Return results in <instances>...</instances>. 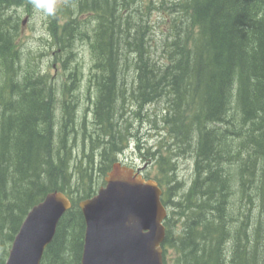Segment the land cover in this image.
<instances>
[{
    "label": "trees",
    "instance_id": "16d2710c",
    "mask_svg": "<svg viewBox=\"0 0 264 264\" xmlns=\"http://www.w3.org/2000/svg\"><path fill=\"white\" fill-rule=\"evenodd\" d=\"M29 1L0 0V264L30 209L56 190L72 207L41 264H81L79 202L105 184L129 143V100L139 108L162 102L160 120L174 141L156 157L168 209L164 263L264 264V0H173V31L161 55L149 48L139 0L62 2L56 55L69 69L63 92L77 84L76 42L89 41L93 56L94 118L89 130L83 121L84 158L74 148L77 99L67 97L60 108L55 83L24 58L21 22L8 9ZM186 151L195 154L188 186L173 158Z\"/></svg>",
    "mask_w": 264,
    "mask_h": 264
},
{
    "label": "water",
    "instance_id": "95a60500",
    "mask_svg": "<svg viewBox=\"0 0 264 264\" xmlns=\"http://www.w3.org/2000/svg\"><path fill=\"white\" fill-rule=\"evenodd\" d=\"M106 184L79 206L86 222L81 264H165L163 189L117 161ZM72 207L62 191L49 192L28 212L6 264H41L62 216Z\"/></svg>",
    "mask_w": 264,
    "mask_h": 264
},
{
    "label": "rangeland",
    "instance_id": "374dc122",
    "mask_svg": "<svg viewBox=\"0 0 264 264\" xmlns=\"http://www.w3.org/2000/svg\"><path fill=\"white\" fill-rule=\"evenodd\" d=\"M64 1L56 0V9ZM139 2L145 7V16L139 9L137 13L147 19L146 22L149 25L146 30V38L148 37L150 40L149 48L157 49L158 55H161V46L173 31L172 20L176 16L172 5L173 0H139ZM8 11L12 12L13 16L18 17L21 22L19 41L25 55L24 58H30L39 71L48 74L55 83L57 105L61 108L63 100L67 97H73V95L77 99L75 114L81 122L75 125L79 133L74 148L84 158L83 153L88 152L90 142L82 133L83 121L86 120L84 125L89 130L94 118L92 101L96 95V86L91 82L93 56L89 41L83 42L80 40L73 47L76 55L72 61L71 70L76 71L74 67L77 66L79 74L73 92L67 94L63 90L69 78V69L64 68L61 59L58 58V55L60 57L61 54L56 55V52H61L57 37L63 22L62 17L57 16V11L52 16H44L36 12L33 9L31 0L24 5L12 6ZM84 17L94 20V15L91 14ZM159 59L162 60L163 57L161 56ZM132 71L133 69L128 71L130 74L127 76V80L129 81L132 80ZM126 86L131 88L132 85L127 84ZM162 107V102H156L145 104L142 108H139L129 100L126 103L124 112L125 117L133 124L131 127L133 133L130 136L127 148L123 150V160L133 163L134 167L148 165L146 173L151 178L156 177L158 173L156 157L160 153L167 154V150L174 147L173 139L167 135V129L163 127L160 120ZM137 111H139L138 114ZM166 136L168 139H166ZM154 152H156L155 156L152 154ZM194 157L193 152L187 151L184 154L173 156L178 179L185 186H188L194 177Z\"/></svg>",
    "mask_w": 264,
    "mask_h": 264
},
{
    "label": "clouds",
    "instance_id": "9594fccd",
    "mask_svg": "<svg viewBox=\"0 0 264 264\" xmlns=\"http://www.w3.org/2000/svg\"><path fill=\"white\" fill-rule=\"evenodd\" d=\"M33 9L44 16H52L56 11V0H31Z\"/></svg>",
    "mask_w": 264,
    "mask_h": 264
},
{
    "label": "flooded vegetation",
    "instance_id": "af4514ba",
    "mask_svg": "<svg viewBox=\"0 0 264 264\" xmlns=\"http://www.w3.org/2000/svg\"><path fill=\"white\" fill-rule=\"evenodd\" d=\"M122 164L124 165H127V166H132L134 167V164L131 163V162H126V161H123L121 162ZM136 165V164H135ZM147 166L148 165H144V166H135L134 168L136 169V171H139L140 174L143 175V177L147 178L149 175H147L146 173V169H147Z\"/></svg>",
    "mask_w": 264,
    "mask_h": 264
},
{
    "label": "bare ground",
    "instance_id": "6f19581e",
    "mask_svg": "<svg viewBox=\"0 0 264 264\" xmlns=\"http://www.w3.org/2000/svg\"><path fill=\"white\" fill-rule=\"evenodd\" d=\"M180 8V7H179ZM177 9V8H176ZM4 17V16H3ZM6 20V19H5ZM88 26V25H87ZM89 28V27H88ZM87 29V28H86ZM93 30V29H92ZM91 31V30H90ZM45 78V77H44ZM47 78V77H46ZM45 78V79H46ZM93 88V87H92ZM96 91V90H95ZM77 105V104H76ZM87 105V104H86ZM85 113V112H84ZM127 119V118H126ZM127 121V120H126ZM195 155V154H194ZM195 158V157H194ZM110 171V170H109ZM194 171V170H193Z\"/></svg>",
    "mask_w": 264,
    "mask_h": 264
}]
</instances>
